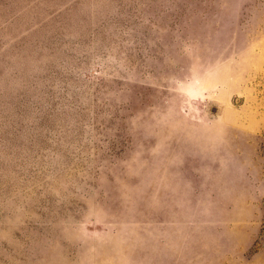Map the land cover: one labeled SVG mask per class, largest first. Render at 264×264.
<instances>
[{"label": "rangeland", "instance_id": "374dc122", "mask_svg": "<svg viewBox=\"0 0 264 264\" xmlns=\"http://www.w3.org/2000/svg\"><path fill=\"white\" fill-rule=\"evenodd\" d=\"M264 0H0V264H264Z\"/></svg>", "mask_w": 264, "mask_h": 264}, {"label": "trees", "instance_id": "16d2710c", "mask_svg": "<svg viewBox=\"0 0 264 264\" xmlns=\"http://www.w3.org/2000/svg\"><path fill=\"white\" fill-rule=\"evenodd\" d=\"M261 144H262V147L264 148V140L262 141V143H261Z\"/></svg>", "mask_w": 264, "mask_h": 264}]
</instances>
